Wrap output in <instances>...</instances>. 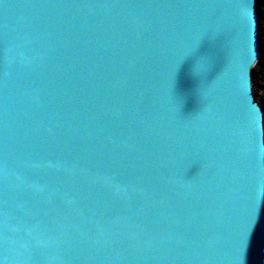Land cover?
Here are the masks:
<instances>
[{"label": "water", "instance_id": "1", "mask_svg": "<svg viewBox=\"0 0 264 264\" xmlns=\"http://www.w3.org/2000/svg\"><path fill=\"white\" fill-rule=\"evenodd\" d=\"M259 58L257 0H0V264H264Z\"/></svg>", "mask_w": 264, "mask_h": 264}, {"label": "trees", "instance_id": "2", "mask_svg": "<svg viewBox=\"0 0 264 264\" xmlns=\"http://www.w3.org/2000/svg\"><path fill=\"white\" fill-rule=\"evenodd\" d=\"M259 17L260 58L252 70L253 94L264 114V95L259 92L264 86V0H257ZM263 82V83H262Z\"/></svg>", "mask_w": 264, "mask_h": 264}, {"label": "snow or ice", "instance_id": "3", "mask_svg": "<svg viewBox=\"0 0 264 264\" xmlns=\"http://www.w3.org/2000/svg\"><path fill=\"white\" fill-rule=\"evenodd\" d=\"M195 51H196V45L190 46L189 49L184 53V56L178 58L173 63V66H172V69L170 70V72L174 74L176 69L179 66H181V64L184 62V57H188V58H190L189 64H188V70L193 75H196L202 67V58H200V59L196 58ZM262 122H264V114H262ZM254 133L256 134L255 120H254ZM261 207H262V209H264V199H262V201H261ZM238 264H243V250H241Z\"/></svg>", "mask_w": 264, "mask_h": 264}, {"label": "rangeland", "instance_id": "4", "mask_svg": "<svg viewBox=\"0 0 264 264\" xmlns=\"http://www.w3.org/2000/svg\"><path fill=\"white\" fill-rule=\"evenodd\" d=\"M263 83V82H262ZM259 92L262 94V96L264 95V86H263V88H261L260 90H259Z\"/></svg>", "mask_w": 264, "mask_h": 264}]
</instances>
